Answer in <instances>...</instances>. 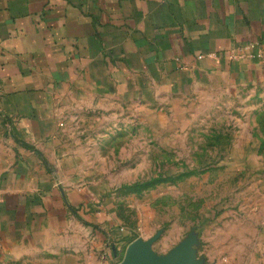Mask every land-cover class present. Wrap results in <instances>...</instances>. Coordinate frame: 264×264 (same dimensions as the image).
Listing matches in <instances>:
<instances>
[{"label":"rangeland","instance_id":"1","mask_svg":"<svg viewBox=\"0 0 264 264\" xmlns=\"http://www.w3.org/2000/svg\"><path fill=\"white\" fill-rule=\"evenodd\" d=\"M57 115V176L89 209L7 264H118L136 240L159 255L187 246L200 264H264V79L134 99L88 86Z\"/></svg>","mask_w":264,"mask_h":264},{"label":"crops","instance_id":"2","mask_svg":"<svg viewBox=\"0 0 264 264\" xmlns=\"http://www.w3.org/2000/svg\"><path fill=\"white\" fill-rule=\"evenodd\" d=\"M263 79L264 0H0V264L89 209L55 170L60 98Z\"/></svg>","mask_w":264,"mask_h":264},{"label":"water","instance_id":"3","mask_svg":"<svg viewBox=\"0 0 264 264\" xmlns=\"http://www.w3.org/2000/svg\"><path fill=\"white\" fill-rule=\"evenodd\" d=\"M118 264H200L191 255L190 249L182 245L170 255H159L150 242L136 240L125 252L124 258Z\"/></svg>","mask_w":264,"mask_h":264},{"label":"built area","instance_id":"4","mask_svg":"<svg viewBox=\"0 0 264 264\" xmlns=\"http://www.w3.org/2000/svg\"><path fill=\"white\" fill-rule=\"evenodd\" d=\"M234 57H236V56H234Z\"/></svg>","mask_w":264,"mask_h":264}]
</instances>
